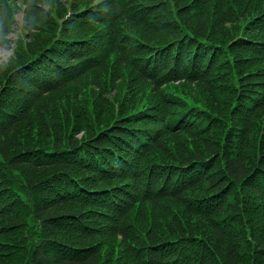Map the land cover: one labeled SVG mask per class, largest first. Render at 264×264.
<instances>
[{
  "label": "trees",
  "instance_id": "obj_1",
  "mask_svg": "<svg viewBox=\"0 0 264 264\" xmlns=\"http://www.w3.org/2000/svg\"><path fill=\"white\" fill-rule=\"evenodd\" d=\"M13 1L30 42L0 68V264H264V56L239 37L259 23L217 41L231 0H0V48ZM228 74L231 105L259 98L234 120L212 94Z\"/></svg>",
  "mask_w": 264,
  "mask_h": 264
},
{
  "label": "rangeland",
  "instance_id": "obj_2",
  "mask_svg": "<svg viewBox=\"0 0 264 264\" xmlns=\"http://www.w3.org/2000/svg\"><path fill=\"white\" fill-rule=\"evenodd\" d=\"M263 2H264V0H242L241 2H240V0H238L237 4L235 5L236 6L235 8L233 6H230L229 9H227V11L229 13L227 15H225L227 13V11L223 9V5L217 4V6H216L217 16L219 18H221V20L223 18H228L233 22V24L228 23L230 28H228V29L226 28L227 29L226 31L227 32L229 31L230 33H232V35H227V34L223 35L222 32H221V34H219L220 32H218V30H217L216 40L217 41L229 40L233 35L240 34L241 30H244V28L249 27L251 25L256 26V22H257L256 19L257 18L254 19V16L257 17L259 15V13H261L263 11ZM17 3L19 5L20 9L18 10V5H16V3L13 1V8L11 10L12 13H10V15H11V19L9 22L10 26L8 25V27H7L8 35L6 36V40L4 41L5 45L0 48V68H1V66L4 65L5 62L9 61L11 58H15V56H17V53H19L20 51L23 50V46H25L26 43L28 44L30 42V41H28L29 33H27V28H26V25L29 26V23L27 24V19H26V16H28V18H29V12H28L27 4H23L21 1H17ZM41 15H34V17L38 21V19ZM254 20L256 21L255 23H254ZM33 23L35 24L36 22H33ZM233 25H235L237 27V29L233 28ZM247 31L250 32V30H247ZM261 37H262V35L257 36V38H261ZM22 41H24V43ZM20 42H22V45H20ZM263 66H264V62L262 60V62L259 64V66H251L250 69L251 70L257 69L256 73L259 74L262 71ZM231 76H232V74H228V76L223 77L225 80H219V85H221L222 83H226L227 86L225 88L221 87V89H220L221 91H219V92L214 91L212 94H213L214 100H215V97L223 100L222 104L219 101H217L219 103L218 107L220 109H223V111L227 112L228 115H229V112H231L230 117L232 118V120H234V119H236V117H241V115L246 110L247 105L245 103L246 102L245 99H240V98H237V100L233 101V104L231 105L229 100L231 97H235V95L230 97L229 93H228L229 92L228 85L230 82H232ZM255 76L256 75H254V77ZM86 84H88V79L82 80L77 85L70 87V89L72 90L73 87L80 86V85H83V87H84V86H86ZM181 86H183V88H185L191 95H193L199 101L201 100V101L210 105L209 99H211V97H210L209 93L204 91L201 87H197V86L194 87V86H191V85L186 84V83L181 85ZM224 90L226 92H224ZM252 90L253 89H251V91ZM260 90L263 91V87H261ZM65 91L63 90L62 93H59L56 95H51L52 96L51 101L58 102L61 99V97H59L60 95H62V96L66 95L67 96V93ZM88 93H89V90L87 87V89L85 91H83L79 102L81 100L83 101L88 96ZM240 97H242V95H240ZM223 98L228 99V101H226ZM65 101L66 100L59 103L60 106L64 105ZM224 101H225V103H224ZM109 105H110L109 102H108V104L104 105L105 108H103V109L105 110V115H108ZM51 115L54 118L58 117V113L55 112L53 107H52V112H50V114H48V116H47L48 119L51 117ZM102 122H103V124H105V118L104 117L102 118ZM31 126H32V129H31V132L29 133V136L31 138H38L40 136V132L38 130H39L41 125H40L39 121L36 119L35 114H33V120L31 122ZM254 134L255 135L253 136L254 137L253 143L256 144V143H258L257 139L259 137L258 131L256 129L254 130ZM185 135H187V134L181 133L180 136H182V139H187V142L190 141V142L196 143L198 141L196 139L192 140V138H187ZM236 135H238L237 137L242 139V137L244 135V130H242L241 128H237ZM172 139H175L174 136ZM43 140L48 141L47 139H43ZM192 147H193V145L191 143V148ZM200 147L203 148V145H201ZM257 147L259 148L260 144H258ZM164 158H165V156L162 154H158L155 157L156 160H164ZM252 193L253 192H251L250 190L244 189L242 192L238 193V195H239L238 199L237 200L235 199L234 201L237 202L239 200V202H242V203L246 202V201H250L254 204L253 208H256L257 210H259L261 212L262 208H263V203L262 202L257 203L260 200L255 198ZM175 202L176 201L173 199H166V200L161 201L160 207L154 206L150 210L148 208L147 210L150 211V215L147 216V218L142 223L143 226H146V224H149V223H151V226H152L153 223L157 220H159V223L161 224L163 218L167 217L169 215L168 213H166V211L163 212V210H165L166 208H169V207H173V206L175 208L176 207ZM170 220H171V216H170ZM156 227H158V226H156ZM104 242H107V243H105L106 246L108 244H111L110 241H107V240H105Z\"/></svg>",
  "mask_w": 264,
  "mask_h": 264
}]
</instances>
